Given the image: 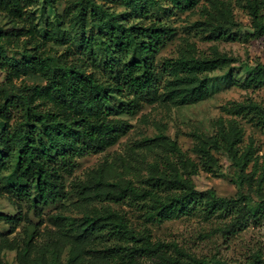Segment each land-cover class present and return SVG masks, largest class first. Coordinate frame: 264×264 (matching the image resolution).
Returning <instances> with one entry per match:
<instances>
[{"label":"trees","instance_id":"1","mask_svg":"<svg viewBox=\"0 0 264 264\" xmlns=\"http://www.w3.org/2000/svg\"><path fill=\"white\" fill-rule=\"evenodd\" d=\"M201 1L77 0L65 8V23L55 10L57 0H0L7 25L0 28V199L16 209L13 215L0 213V264L6 251L15 253L16 264H227L154 239L149 225L173 213L220 218L223 223L209 237L233 234L249 217L264 215V150L259 154L255 140L244 138L240 122L264 136L261 103L228 102L222 107L228 118L215 120L211 135L194 132L197 161L175 139L158 134L137 142L143 152L132 149L130 160H105L66 183L79 158L103 152L130 130L121 116H134L143 103L157 99L174 107L200 102L209 95L210 73L237 62L215 47L198 53L187 40L175 57L156 60L175 29L150 17L164 4L191 9ZM242 1L250 19L247 33L234 30L224 0H204L201 19L189 28L207 41L262 37L264 0ZM108 4L124 10L115 13ZM139 18L145 23L135 22ZM4 52H12L10 62ZM240 67L245 76L239 85H264L263 63ZM26 76L43 83L27 84L21 79ZM219 156L234 181L258 196L257 203L241 192L225 198L195 187L192 177L199 170L222 174ZM65 201L79 216L43 215ZM117 205L138 211V222ZM251 258L248 264H264L258 252Z\"/></svg>","mask_w":264,"mask_h":264},{"label":"rangeland","instance_id":"2","mask_svg":"<svg viewBox=\"0 0 264 264\" xmlns=\"http://www.w3.org/2000/svg\"><path fill=\"white\" fill-rule=\"evenodd\" d=\"M75 1L77 0H57L55 4L57 14L63 16L65 23L68 21L65 8ZM224 1L230 5L233 20L236 24L234 30H237L238 34L247 33L250 29V19L246 9L241 5L244 2L242 0ZM203 2L204 0L191 9H178L169 4H164L163 9L158 11L155 17H150L159 18L161 22L175 29V37L159 51L156 60L159 62L164 58L175 57L179 46L187 40L195 45L198 53L208 54L210 48L215 47L219 52L237 58V62L231 65L230 68L210 73L209 95L200 102L174 107L170 103L162 101V99H157L151 103H143L134 116H121L131 124L130 130L115 145L103 152L79 158L78 166L73 174L66 177L67 184L73 178H83L87 171L96 168L105 160L113 161L120 157L124 160H130L132 149L137 153L143 152V150L136 148L137 142L144 138L155 137L158 134L175 139L182 152L197 161L196 155L192 151L194 143L192 134L197 132L211 135L214 131L213 122L219 117L228 118L222 112V107L225 104L231 101L252 99L264 106V85L258 88H245L238 84L245 76V70L240 65L253 66L257 61L264 64V35L247 40L242 39V37L231 41L203 40L200 34L189 28V25L201 19L200 5ZM108 6L115 13L124 10L121 5L108 4ZM48 14L50 17L52 16L50 12ZM138 21L143 22L144 20L140 18L135 20V22ZM6 27L5 18L0 15V28L5 30ZM64 28H67V24L64 25ZM3 57L10 62L12 52H4ZM0 77L2 78V74H0ZM21 79L27 84L43 83L38 76H26ZM18 83L19 81H16V84ZM157 90L159 94L161 87ZM240 122L245 130L244 138L251 136L260 148L259 154H262L264 136L251 125L246 124L244 121ZM219 161L222 174L213 176L199 170L198 174L192 177L195 187L198 190L211 188L218 196L225 198L234 197L237 192H241L250 195L253 203H257L259 201L258 196L246 184L240 187L234 181L233 171L226 159L219 156ZM143 172L141 171L142 174ZM120 206L117 205L116 207L120 208ZM121 207L128 210L134 223L138 222L136 219L139 214L138 211H131L127 206ZM57 211L79 216V213L69 206L68 201L45 208L43 215ZM15 212L16 209L6 199H0V213L13 215ZM34 222H37V219H34ZM222 223L220 218L204 221L200 217L188 218L173 213L170 219L161 224L149 225V227L154 239L174 242L198 257L216 258L227 264H248L252 260V254L258 252L264 260V215H260L257 219L249 217L245 224L233 234L218 232L209 237L206 236L212 228ZM1 261L2 264H16L15 253L4 252Z\"/></svg>","mask_w":264,"mask_h":264}]
</instances>
